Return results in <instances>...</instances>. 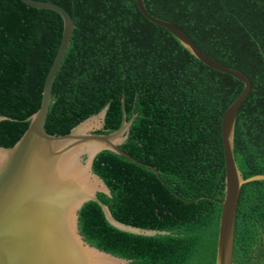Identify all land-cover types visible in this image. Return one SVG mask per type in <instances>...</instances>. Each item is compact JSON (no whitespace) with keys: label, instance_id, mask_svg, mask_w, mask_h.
<instances>
[{"label":"trees","instance_id":"obj_1","mask_svg":"<svg viewBox=\"0 0 264 264\" xmlns=\"http://www.w3.org/2000/svg\"><path fill=\"white\" fill-rule=\"evenodd\" d=\"M46 1L63 7L74 28L52 81L44 130L64 134L107 101L101 128H117L122 98L125 119L135 116L131 141L118 147L159 177L101 150L92 170L112 192L108 209L122 223L186 235L118 230L93 201L78 210L79 233L138 258L131 264H214L224 176L219 120L242 82L199 62L145 20L134 0ZM142 1L148 13L181 27L202 51L249 78L232 153L242 178L264 174V0ZM61 26L52 10L0 0V115L13 118L0 120V145L11 146L37 109ZM263 257L264 180H256L239 189L231 264Z\"/></svg>","mask_w":264,"mask_h":264},{"label":"water","instance_id":"obj_2","mask_svg":"<svg viewBox=\"0 0 264 264\" xmlns=\"http://www.w3.org/2000/svg\"><path fill=\"white\" fill-rule=\"evenodd\" d=\"M20 1L36 9L54 11L62 26L37 109L24 118L27 126L11 146L0 145V264H131L137 260L136 257H122L79 233L78 210L86 201L95 202L106 222L118 230L140 236L186 235L170 232L175 229H150L122 223L108 209L112 192L92 170L93 158L101 150L146 165L159 177L155 167L136 160L118 147L131 141L126 135L135 116L131 114L125 119L122 98V115L117 128H101L107 101L64 134H49L44 130L50 88L69 45L74 23L67 11L56 3ZM134 4L145 20L165 29L199 62L243 84L219 120L224 176L214 264H231L239 189L244 183L264 180V174L242 178L232 153L235 117L250 91V80L240 70L227 67L202 51L181 27L148 13L142 0H134ZM3 119L13 118L0 115V120ZM259 264H264V257Z\"/></svg>","mask_w":264,"mask_h":264}]
</instances>
